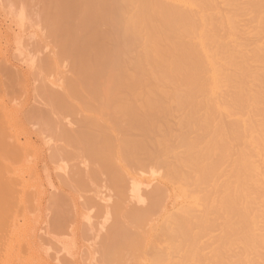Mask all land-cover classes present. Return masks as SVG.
Instances as JSON below:
<instances>
[{"label": "rangeland", "instance_id": "rangeland-1", "mask_svg": "<svg viewBox=\"0 0 264 264\" xmlns=\"http://www.w3.org/2000/svg\"><path fill=\"white\" fill-rule=\"evenodd\" d=\"M122 1L121 0L120 1L119 0H95V2H97L95 3L94 0H0V264H115V263L116 264H154V262L155 264H239V263L241 264L240 257L242 256H239L241 253L239 252V249L242 250V248H240L241 247L240 245L235 244L236 247H234L235 245L233 244V248L231 245L230 246L228 245L227 247L223 249V251L222 250L220 252L217 251L218 250L217 247L219 245L218 242L220 241V238L223 235L221 231L222 226L227 225L232 222H236L234 220L235 218H233L235 216L233 215V217H231L232 213L230 214V212L228 213L225 212L227 215H224L225 213L221 215L222 217L219 215L220 216L219 217L220 219H219L217 217L218 215L211 214L212 211L209 212L208 210H212L211 206L214 207L213 202L214 203L218 202L219 204V200L217 201V197L219 196V194H221L220 190L222 189V188L220 189L219 187H222L221 185H223L224 183L227 184L226 182L231 180V179L228 180L229 177H231L230 174H232V176L234 175L231 171L234 170L233 168L234 163L236 167L237 151L238 149H240L241 152L244 151L241 148L242 144H239L240 141L238 140L240 139L239 137L243 136L241 134V131H244L243 134L246 137L245 131L248 128H250L251 123L256 122L257 120H260V117L259 119L256 118V116H258L256 115L257 113H255L256 116L254 115V113H251V114L249 113L251 112L249 111V109L252 110V108H249L248 110H246V112L249 111L248 113L243 112L244 114H242L241 111H243V109L241 110L237 108L238 106L236 105H235L236 110L237 109L241 110L240 112L239 111H237V113L236 111L234 112L235 108L233 107L234 109H233L232 114L234 113L235 115L234 114L230 115L231 113L228 114L227 112L223 113L222 103L224 102L225 103V104L223 103L224 105H226L227 103L225 102V100H222L221 98H219L218 100V97L216 96L217 99L215 97H213L212 99H215V101L216 100L220 102L222 101L221 103L216 101L217 104L215 105L218 107L222 105L220 106L221 108L219 107V109H222L221 113L219 112V114L223 113L222 118L221 116H219L221 119L218 118V116L215 114V116H217L219 120L216 121L217 119L215 120L214 118V120L216 121L215 122L213 120L215 124H212V125L209 124L211 126H214V125L216 126V124L218 123L216 126L217 128L214 127V129L216 130H213L211 132L210 129L212 127L208 126L210 128L209 129L206 126L207 124L204 125L203 122H202V125H201V122H200V125H198L199 124L198 122L200 120L203 121L204 117L206 116L205 111H203L204 112L203 114L205 116L203 115V118H199V117H202L200 114L197 113L200 111H197L196 113L198 115H196V113L193 112L195 108L194 110H192V112H190L189 109H191L190 107L192 106L190 107L186 106L187 105L186 103L185 104L186 108H184L185 106L182 107V105L179 102L181 101V97L184 98L185 100V96H190L189 90L187 92V87H192V84L191 86L190 85L188 86L187 83L190 81L189 79L192 78V76L190 77V75L187 74L188 76L187 78H185L184 75H182L183 79H185L186 84H184L183 82H182V85L179 84V82H177L178 84H176V82L172 80V79L176 80L174 74L172 73L173 71L171 72L173 78L171 79L170 78L171 75L169 76L168 69L171 70L170 68L172 64H170V67H169L167 65H162L166 63L161 61L162 62L161 64L158 61L161 66L159 64L153 66L154 60L151 61L148 58L149 55L151 56L152 54L154 55L155 53L154 50H152L153 48L155 49V47H153V44L147 45V48L150 47V50H152L154 53L149 51L152 54L148 52L149 53L148 56L147 55L146 57L143 56L145 52L144 50H146L144 49L146 48L144 46L148 44L147 42L150 41L149 39V41L146 42V40L144 39L145 36H147V34L143 33L141 35L142 30L141 31L139 30L141 32L140 35L144 37L142 39L140 38L141 36L138 35L139 32L136 30L139 26L137 21H135L137 24L135 23L130 24L131 26L127 24L126 27L130 26L129 27L130 29L126 28L124 25L128 21L127 18L130 16V14H132L131 13L132 10L135 8L139 9L138 4H136V6L134 5L135 7L130 9L129 8L130 2H128L127 0L128 2V5H127V4H124V2L122 3ZM165 1H164L165 5L169 1L171 2V3L169 2L170 4H172L173 1L176 4L179 3L182 5L184 10L187 6H188V10L189 8L190 9L194 8L195 11L193 10H190V12H187L188 10L186 11L187 13L192 12V16L190 15V17H192V21L194 20L193 16H195L196 13L199 14V15L197 14V16L200 19L203 17V16L200 17L201 16L200 13H203V14L205 13L204 10H201L203 5L205 4L204 3L205 0L202 2L200 1L199 4L198 2H196L198 4V7L197 5L193 6L195 2L194 3L192 2L193 4L190 7V4H191L190 2L187 3L182 0H168V1L165 0ZM224 1L218 0L216 3L214 0L216 7H218V9L215 8L217 10L216 11L217 16L215 15L214 11H212L214 13V16L217 17L215 21L213 18H211V15H210L212 13L211 11L208 10L209 11L208 12L206 9L207 13H205L204 15L207 14L208 17L210 16V20L213 19L212 20L213 23L216 22V20L218 21L219 18L222 19L223 17V22L226 23L225 20L228 19L227 21H229L230 18L233 17L232 15H236V14H232V12L236 13V12L242 11L241 13L243 14L240 13L239 15V13H237L239 17L237 15H236L237 17L235 16L233 17L235 18V20H233L232 18V22L234 21L236 22V19H238L237 20L238 27L240 25L239 28L243 29L242 30L243 32H242L241 29L240 30L238 29L239 31L237 30L238 27L235 28L236 29L235 31L236 32L238 31L239 34L238 33L234 34L237 36L233 38L235 40L238 39V41L242 40V43H238L237 41L236 43L234 42L235 40L233 39L234 40L233 42L235 43L233 45L234 47L238 48L237 50H240L241 53L243 51L242 55H244L247 59V56L251 55V53L255 49V48L253 49V47L255 46L254 42L259 41L258 42L259 46H260V43L262 47L264 46V30L262 29L264 26L260 25V23H259L260 27L258 26V23H257L258 19L256 18L258 17V14L256 13V11L252 9V7L251 9L253 11L251 12H250L251 10L250 8H249L250 10L246 9L247 8L246 5L249 3L250 0H246V2L244 0L242 1L243 3L239 1L240 4L234 1L235 2L233 3L234 6H231L232 3H230V6H229V4L227 5L225 3L227 1L225 2ZM120 2H121V6L119 4ZM211 2H209V4ZM132 3L135 4V2H132ZM152 3L154 4L153 1ZM164 3L162 2V4ZM175 3H173V5ZM186 3H187V6H185ZM200 3H204L202 4L201 9L199 7L201 5ZM235 4H238V5L235 6ZM249 4L251 6L253 3L252 4L249 3ZM181 5L179 6L181 7ZM108 6H110V8ZM117 6L121 8L120 10L124 8L128 12L129 11L130 12L128 13L126 10L118 12L119 8H117ZM130 7H131V4H130ZM214 7L210 9H214ZM104 8H106V10ZM206 8L208 7L206 6ZM113 10H115L114 11L115 13L117 11L118 16L117 14L113 12ZM133 13H134V10H133ZM219 13L220 15H218ZM250 13H252L251 16H250ZM224 15H227L226 18L224 17ZM255 15H256L255 18L257 20H255L253 17ZM158 16L156 15L154 19H156ZM121 17L124 20L123 23H122ZM203 18L205 19L206 16ZM110 19L113 20L114 22L111 21ZM115 19L117 20L116 24L118 26L115 24V21H116ZM162 19L164 18L162 17ZM196 19L198 18L195 16V20ZM204 19L200 20L201 23H202V20L204 22ZM156 20L158 21L159 19L157 18ZM195 20L194 22H196ZM207 20L208 18L205 19V22H208ZM220 20H219V24H220ZM252 20L253 21L255 20L256 23L254 24ZM155 21H153V18H152L151 22L154 23ZM159 21L160 23H162L161 20ZM205 22L203 23L204 25H205ZM210 22H208V25ZM235 22L233 24H235ZM134 24L135 26L138 25L137 27H135V29L133 28L134 26H132ZM159 25L157 26L158 29H159ZM214 25L216 26L218 25L213 24V27L217 29L218 27ZM224 25L222 24L221 26H224ZM226 25H225V31L228 30L227 28L228 26ZM236 25L237 24H235L234 27H236ZM256 25L259 28H257ZM196 26L198 25L196 24ZM206 26H207V23L204 27L207 28ZM154 27L156 28V26ZM201 27H203V25L199 26L200 29ZM150 28L152 29V26ZM126 29L127 31L129 30L130 32L127 35V37L125 35L128 32L123 35L125 37V39H123L124 43L125 41H129L132 39L134 41L132 40V42L131 41H129L128 43L126 42L127 44L125 43L126 45H124L123 47V44H124L123 40L121 41L123 37L122 32L125 33ZM151 29L149 30L150 34H152L153 32L151 31ZM200 29L198 31H199L200 37H202L203 35L201 34H203L204 32L201 33L203 29L201 30ZM258 29H259V33H258ZM261 29L263 31H261ZM132 30H135V31H132ZM207 30L210 32L208 28ZM214 32H216V30H214ZM255 32H257L258 34ZM154 33H155L154 37L156 36L155 38L157 39L158 32L157 34L156 32ZM217 33H220V32H217ZM222 34L223 33L221 32L220 34L221 38H223V40L225 41L226 37H224V35L226 33L223 34V37H222ZM220 35L218 34L219 37ZM134 36H135V39H137V41L134 39ZM177 36H180V35H177ZM188 37L190 38L191 35H189ZM239 37H242L245 40L242 38H240L241 40H239ZM150 38H151V35H150ZM155 38H151L152 41L154 39L153 42H155ZM164 38L165 36L162 37V40ZM185 38L186 37H184V39ZM119 39L122 43L117 42V40L119 41ZM146 39L148 38L146 37ZM230 39L231 38L229 37V40ZM140 40H142V43L145 41L144 43L146 44L144 45L143 43V45H141L142 43ZM165 40L167 41V39ZM165 40H163L162 43H165ZM134 42H136V44ZM229 42H231V40ZM131 43L132 44L134 43V48ZM171 43L167 45L168 53L165 51V54L167 53L169 55H167V57L165 58L164 51H163V53H159V54L157 53L159 56L163 54V57L160 56L159 58L162 57L163 59L164 58L167 59L170 56L169 46L173 45ZM114 44L116 46H114ZM128 44L132 45L129 51L125 49L127 48ZM165 44H162V45L164 46ZM157 45L155 44V46ZM246 45H250L251 47L250 46L247 47ZM159 46L160 45L156 47V50L157 48H159ZM165 46L164 48L166 50L167 46L166 47ZM244 46L247 48H245ZM118 48L120 51H118ZM161 48L164 49L163 47ZM122 49L123 51H121ZM160 49H158L159 52H160ZM170 49H172V47ZM125 50H126V53H125ZM262 50L264 51V49ZM110 51L111 52L113 51V53H111ZM138 51L140 52L138 53ZM245 53L247 56L245 55ZM97 54L99 56H97ZM125 54L128 55L127 57L128 59L125 58L126 57ZM138 54H139V57H138ZM145 54H147V52H145ZM153 55L150 58L155 59ZM100 56H103V57H100ZM106 56L108 58H106ZM104 58H106L107 61ZM113 58L117 59V61L114 60ZM142 58L144 59L148 58V60L152 62L150 63L152 64V66L150 67L149 65H146V64H149V63H146L149 61L146 60V62H144V59ZM165 59L163 61H165ZM131 60L132 62L130 63ZM155 60H159V59H155ZM104 61H106L105 62L106 65L104 64ZM136 61H139V62L141 61L140 62L141 65H139L140 63ZM165 62L169 63L167 60ZM135 63H137L136 65L138 66H136ZM257 64L258 63H256V66H254L256 67V69L254 68L256 71V76H255V72H253L254 69H251L249 72V76L253 74L254 77L252 78H250L251 76L247 77L249 78L247 82L248 83L250 82V83L247 84L246 86L247 87L246 94L248 92L247 95H249L250 97L247 95L246 96L249 98L256 97L259 94V92L261 95V91H263L262 88L264 85H262L263 83L262 82L260 83V81H262V79L264 78V72H263L264 67L262 68V66H259L258 70L259 69H262V70H260V73H258L259 71L257 70ZM144 65L149 66V68H151V71L149 70V68L146 67L148 69L147 71ZM258 65H264V63L258 64ZM116 66H119V67H116ZM141 66L144 68L142 69ZM156 66H160L159 67L160 70H162L161 69L162 67L164 68V70H162L163 74L166 73V72H163L165 71V67L167 68L169 67L168 69H166V71H168L167 78L169 80H167V78L164 79L165 78L164 77L163 82L162 81L159 82V80H162L163 76L161 75L159 68ZM153 67H154V71L152 70ZM127 68L129 69L127 70ZM137 68L138 70H136ZM155 68L158 70H156ZM111 69L113 72L111 71ZM141 69L143 70V72L145 71L144 69H146L147 71V72L145 71L146 73H144L145 74L144 78L140 76V74L143 73L141 72L142 71ZM156 71L157 73H155ZM183 71H187V70H183ZM128 72L129 74L126 75ZM159 73L162 76V77L160 76L161 79L158 78ZM185 73L187 72H184V74ZM110 74L112 78L110 77ZM181 74L182 73H178L177 76L179 75L181 76ZM200 74L198 77L201 76ZM101 75L103 76V78ZM130 75H132L131 76L132 78L130 77ZM138 75L140 76V78H143L142 80L144 81L143 83H141L142 82L141 79L139 80ZM196 75L197 74H195V76ZM136 76H137V79H135ZM204 76H208V75H204ZM261 76H262V79H261ZM123 77H124V80L122 79ZM108 78H110L111 81L108 80ZM133 78L135 81L132 80ZM145 78L147 79V81ZM201 78L200 79L198 78L200 82H201ZM255 78L256 80H254ZM125 79L129 80L131 83H127L129 81L125 82L126 81ZM170 79H171V82H170ZM207 79L208 78H206V80ZM136 80L141 81L140 83L142 84L144 88L141 89L140 87L142 86H139L140 84L139 82L136 83ZM186 80L187 81L189 80V81L186 82ZM120 81H122L121 84H120ZM132 81L136 83V85H134L135 83H133L135 87H139L140 91L141 90L143 91L139 92L137 91V88H134L135 92L131 90L133 94L130 93V91L126 88V86L132 84ZM177 81H180V77H179V80L177 79ZM123 82L127 84L124 83L125 84L124 86V84H122ZM146 82H147L146 84L147 86H145ZM168 83L169 85H167ZM202 83L201 85H204L205 82L203 84ZM114 84L117 86H113ZM207 84H205V87ZM259 84L261 85L262 88L259 86ZM199 85L200 84H198L197 87L194 85V87L198 88ZM122 86L125 87V89H122L123 88ZM157 86L159 87V89L156 90V88H158ZM117 87H121V88L118 89ZM174 87H175V90H174ZM201 87L202 89L204 88L203 86H200V90H201ZM248 87H249V90H248ZM149 89H151V91ZM181 89L183 90L181 91ZM192 90H194V88H192ZM194 92L195 94H197L195 90ZM224 92L225 91H223V93ZM226 92H228L229 94L225 93L226 96L225 95L223 96L226 97V100L228 99L229 101H231L229 103H232L233 105V101H234V104H235L236 103L235 100H236V97L239 95L238 93L239 91L232 89V90H226ZM129 93L132 95H130ZM164 93H166L167 95L166 94L164 95ZM125 94L126 95L128 94V95L126 96ZM135 94H137L138 96ZM191 95H192L191 98L193 99V101L191 100L190 101L194 102L193 97L195 96H193V94ZM205 95L206 97L204 98H206V100L208 101L212 100L211 97L210 99L207 97V94ZM218 95H221V93ZM112 96L114 98H111ZM123 96L125 97V99ZM223 96H220V97L223 98ZM232 96H233V99L235 97L234 100L232 99ZM122 98H123V101H122ZM151 98H152V101H151ZM187 98L188 97H186V99ZM201 98L203 99V97ZM128 101L129 102L131 101L132 104L129 103ZM135 101L137 102L138 105L136 104ZM203 101L205 102L204 99ZM154 102L155 103L158 102V103H156L155 105ZM201 102H199V104ZM207 102H205V105ZM150 103L152 107L150 106ZM218 103L220 104L218 105ZM191 104L189 103V105ZM196 104H197V101H196ZM262 104H264V102H262ZM129 105L132 107H130ZM131 108H133L135 112L137 111L136 112L137 115L136 113H134L133 109ZM162 108H164L165 111ZM212 108L215 109V107H212ZM261 108L262 107L255 108V111ZM162 110L164 112H162ZM130 111H133L136 117L140 116L142 118L138 117L140 118V120H137L138 118L137 119L133 118L132 117L133 113H131L130 115L132 116L129 117L128 114L130 113ZM206 111H207L206 114L208 112L210 113L209 107L207 105H206ZM217 111H219L218 108H216V112ZM252 111L254 112V110ZM160 112L163 115L160 114ZM256 112L259 113V111H256ZM192 113H194L196 116L192 117ZM124 115L126 117L128 116L127 117L128 120H126L127 118ZM147 115H148V118H147ZM144 116H146L147 119ZM249 116H252V117H249ZM131 117L134 119V122L136 120L135 124L137 123L136 124L137 126L133 124L134 122H132V124L130 125ZM121 118L122 120H125V121H122ZM149 118L150 119L152 118L153 120H155V122L151 120L152 126L149 125L150 124ZM248 118H251V121ZM145 120H147V122H145ZM210 120H212V118ZM181 123L182 124L185 123V124L182 125ZM205 123L207 122L205 121ZM138 124L140 125L139 127H138ZM119 125H121L122 127ZM218 125H220L219 128H218ZM149 126H151L152 128H155L153 129L155 131H153L152 128L150 127L151 128L150 130L153 132L152 134V132L150 131L152 136H150V134L148 133ZM228 126L231 127V130L228 128ZM240 126L242 128H240ZM120 127L122 129H120ZM117 128H119V132ZM134 128H137V129L142 128V130L139 131L135 129L137 131L136 132L133 130ZM197 129H200V132ZM217 129H221V131L219 130L221 134L217 131ZM236 130L239 132H237ZM251 130L252 129L248 130V132L250 131V133L252 134ZM145 131H146V134L144 133L145 135L144 137L147 136V137H151V138L153 137V138L152 139L147 138L148 140L147 141L143 137L144 139L140 140L141 141L140 142L139 139L143 136L142 134ZM164 131L168 132L169 134L165 133ZM210 132L211 133L215 132V133L210 134ZM217 133L218 135L220 134V137H218L216 141L215 135H217ZM209 134H210L209 136L210 140H207ZM246 134H247V131H246ZM205 137H206V140H204ZM213 138L215 141L213 140ZM129 139L130 140L133 139V141L137 140L136 142H140V143L146 140L144 141L146 142V144L142 143L143 145L141 144L139 145L140 150L142 151L141 152L142 154L139 151V147L136 146L139 143H135V141H134V146L138 147V150H136L135 147L134 149L138 153L132 152L131 149L129 152V148L125 150V148L128 145V143H126V140L129 141ZM241 139L243 138L241 137ZM110 141L112 142V144L111 143L109 144ZM202 141H203V144H202ZM244 141L242 142L241 140L242 143H244ZM123 142H125L127 145L124 144ZM213 142L214 143L216 142V143L214 144ZM114 143L116 145H114ZM212 143L215 147L212 146ZM234 144L238 145V148L237 146L235 147ZM244 144L242 147L245 149L244 146L246 145ZM123 145H125L126 147H124ZM144 145L146 146L144 147ZM175 145H176V148H175ZM207 145H210L209 147H213L212 150L214 151V155H215L211 157V160L209 159L210 162L206 161V159L202 156V155L205 156V154L209 151V149L211 150V148H209ZM112 146L113 147L115 146L113 149H115L117 152L115 155L113 154L114 160L111 156L112 155L111 153L113 152V150H111ZM130 147H131V144H130ZM141 147L143 148L141 149ZM193 147L194 149H192ZM204 147L209 148V149L205 151L206 148ZM131 148L133 149V147ZM144 148H146L145 150L148 149V151H144ZM203 148L205 152L202 150ZM233 149L236 151H234ZM101 150H102V153H101ZM107 150L110 152V154L109 152L107 154ZM256 150L258 153L256 151L255 152L258 155L255 154L254 161L257 163V165L263 164L264 156L262 157L263 154L259 156L260 154L259 149H256ZM123 151H124V154L122 153ZM125 151L126 152L128 151L129 155L130 153H132L130 155L131 156L130 158H133L134 156L136 158L127 160L129 156L127 155L126 156L127 158L125 157V155L127 154L125 153ZM191 151L192 153L195 152L196 154L195 153L192 154ZM143 152H146L145 156H143L144 155ZM150 153H152V155ZM149 154L151 155L150 157L153 156V158H150L148 156ZM108 155L111 156V160H110V156ZM190 156H192V158ZM224 158L225 159L227 158L226 161ZM143 160L147 161V163L144 161L146 163L145 167L148 165V163L151 164V166L148 165V167L145 168L143 165L144 162L142 163ZM162 162L163 164H161ZM139 163H142L141 166ZM223 163H225V165ZM152 164H154L153 166L154 169L156 167L155 170H152L153 169ZM227 164L229 167L227 166ZM198 165L201 168H199ZM218 165H220L221 167L220 166L218 167ZM166 166L168 167V169ZM213 166L215 167L213 168ZM258 166H262V165H258ZM177 168L178 169L180 168V169L178 170ZM169 170L171 172L172 170L179 171V174H181L180 176L182 178L179 175L176 176L178 172L176 173V175L173 174L174 172L169 174L170 173ZM211 170L213 171L210 172ZM153 171H155V173ZM208 171L210 172L209 174L210 177L208 176L210 181L208 180V178L207 180L203 179L205 172L208 173ZM172 174L174 175V177L175 176L179 177L178 179H176L177 181L175 179H174L175 181H173L172 178H170L171 176L169 175H172ZM222 174L224 176H221ZM132 178L137 180L139 184L140 183L142 184L141 189L143 191L141 190L140 191L141 193H137V196H139L138 199L132 197L133 196L132 191H131L132 188H129V187H132L131 186ZM216 179L219 182H217ZM233 182L234 181H232V183ZM208 187L209 189H207ZM218 188L220 189L219 193L217 191ZM203 193H208L209 196L211 193L212 194L214 193L211 196V201H213L212 200V197H213L214 200L216 199V202L213 201L212 204H210L209 203L210 198L204 199V197H206V194L204 195ZM102 196H105L107 200L102 199L103 198ZM220 197L221 196H219L218 199ZM207 205H210V207L209 209L205 210ZM217 206L218 205H216V207ZM190 211L192 212L194 211L193 212L194 214L191 213ZM208 212H209V215H208ZM214 216L216 217L214 218ZM223 216H225L226 218L224 217L223 219ZM206 217L209 219L208 223L210 224L208 225L210 227H206L208 226L206 225L205 226L206 230H205L204 227L203 229L201 227V223H202L201 220ZM230 218H232L234 221L232 219L230 220ZM144 219H146V221L148 220L149 221L146 222ZM181 222L182 223L185 222L186 224L185 223L182 224ZM195 222L197 224H195ZM193 224H195L194 227H193ZM180 225L183 226V228L181 227V229L179 230ZM102 227H104V229ZM262 228L264 229L263 226L261 227V230ZM178 230L180 231V233L178 232ZM189 230L192 232H190ZM208 230L210 231L208 232ZM220 233L222 234L220 235ZM198 234H200V238L198 242H194L195 238L193 236L196 237V235ZM189 235L191 236V240L189 238ZM123 236L126 238H124ZM133 241H136V242L133 243ZM184 241L185 243L187 242L189 243L185 245L186 248L183 247V249L185 248L183 250L180 248H182L181 246H184L185 244L183 243ZM131 244L133 245V247ZM176 246H179L180 248L179 247L177 248ZM128 249H130L131 251ZM190 249H193L195 257L193 259H189L188 261H186L184 259L186 256L184 251L190 250ZM263 252L260 255L262 257H258V258L255 257V259H253L255 260L254 262H256L257 264L264 263ZM259 258L260 260L258 261L257 259ZM199 259L200 261H198ZM191 260H193V262Z\"/></svg>", "mask_w": 264, "mask_h": 264}, {"label": "bare ground", "instance_id": "bare-ground-1", "mask_svg": "<svg viewBox=\"0 0 264 264\" xmlns=\"http://www.w3.org/2000/svg\"><path fill=\"white\" fill-rule=\"evenodd\" d=\"M120 1V0H119ZM122 1V0H121ZM152 1L154 2V4L152 3ZM159 1V2H158ZM165 1V0H164ZM164 1L162 0H135V1H133L132 0V2H135V4H133L132 2H131V0H128V2H130V4H131V7H130V4H129V8L131 9V8H133V7H135L136 6V4H138V8L139 9H133L134 10V13H133V10H132V14H130V16H132V17H126L127 19H128V21H127V23H125L124 25H125V27L127 26V24H133V23H135V24H137L135 21H137L138 22V25H136L135 26V24L134 25H132V26H134L133 28L135 29V27H137L138 26V28L136 29L138 32H139V34L138 35H140V33H141V35L143 34V33H146L147 34V36H145V34H144V36H145V38L144 37H142L141 35V39L142 38H144L145 40H146V42L147 41H149V39H150V41L149 42H147L148 44H146V43H144V47H146V48H144V49H146V50H144L145 52H147V54H145V52H144V54H143V56H145L146 57V55L148 56V54L150 53V52H153L152 50H154V52L156 53H154V55L152 54V53H150V54H152L153 55V57H155V59H159V60H155L154 58L152 59V58H150L151 56L149 55V59L152 61V60H154V64H153V66H155V65H157V64H159V62L162 64V62H164V63H166V64H162V65H167V66H169L170 67V64H172L171 65V70H169L167 67H165V71H163V72H166L165 74H166V76H165V74H163L162 73V70H164V68L162 67L161 69L162 70H160V66H156V67H158L159 68V70H160V73H161V75L163 76H161L160 75V73H159V77L158 78H160L161 79V77H162V80H159V82H163V80L164 79H166L167 78V72L169 71V76H170V78L172 79L173 77H172V74H171V72L174 74V76H175V79L176 80H174V79H172L173 81H175L176 82V84H178L177 82H179V84H181L182 85V82L184 83V84H186L185 83V79H183V76L182 75H184V77L185 78H187V76L188 75H190V77L192 76V78H190L189 79V77H188V79L191 81H187L186 80V82H188L187 83V85L189 86H191V84H192V87H187V92H188V90H189V95L190 96H185V100H184V98H182L181 97V101H179L180 102V104L182 105V107L183 106H185V104L187 103V105L186 106H192V107H190L191 109H189V111L190 112H192V110H194V108H195V110L193 111L194 113H196L197 111H202L201 113L200 112H197L198 114H200L202 117H199V118H203V111H205V117H206V119H205V117H204V119H205V121L207 122V123H205V121H204V119H203V121L202 120H200L198 123V125H200V122H201V125H202V122H203V124L205 125V124H207L206 126L208 127H212L210 130H211V132L213 131V130H216V129H214V127H216L217 126V124H216V126L214 125V126H211L212 124H215V122L216 121H218L219 119L218 118H220L219 116H221V118H222V115H223V113H231L230 115H233L232 114V112H233V109H234V112L236 111V113H237V111H241L242 109H243V111H241V113L242 114H244V113H248L249 111H251V112H249L250 114L251 113H254V115H255V113H257L256 115H258V116H256V118H258L259 119V117H260V120H257L256 122H253V123H251V125H250V128H248L247 129V127H246V131H247V134H246V131H245V135H246V137L244 136V131H241V134L244 136H241L243 139H241V137H239L240 139H238L240 142H239V144H242L241 145V148L244 150L243 152H241L240 151V149H238V151H237V154L239 153V152H241V153H239L238 155L236 154V156L238 157H236V159H237V161H236V159H235V161L237 162L236 163V167H235V161L233 162L234 164V166H233V168H234V170L233 171H231L234 175V177L232 176V174H230L231 175V177H229V179L228 180H230V181H227L226 183L227 184H223V185H221L222 187H219L218 189H217V191H218V193H219V190H220V193L221 194H219V196H221L219 199H218V197H217V201L219 200V204H218V202H216V199L214 200V198L212 197V200L213 201H215L216 203H214L213 201H211V196L215 193H211L210 194V196H209V194L208 193H203L204 195L206 194V197H204V199L205 198H210V204H212V202H213V204H214V207L213 206H211V209L212 210H208L209 212L210 211H212L211 212V214H215V215H218L217 217L219 218L221 215H223L225 212L226 213H228V212H230V214L232 213V216L231 217H233V215L235 216V217H233V218H235L234 220L236 221V222H232V223H229V224H227V225H224V226H222V233H223V235L221 236V238H220V241L218 242L219 243V245H218V247H217V251H223V249L225 248V247H227L228 245L230 246H232V248H233V244L235 245V244H238V245H240L241 247L240 248H242V250L241 249H239V252H241L240 253V255L239 256H242V257H240V260H241V264H257L256 262H254L255 260H253V259H255V257H262V256H260L261 255V253L264 251V229L262 228V230H261V227L263 226L264 227V163L263 164H258V165H262V166H258L257 165V163L254 161L255 160V158H254V156H255V154H257L258 152H257V150L256 149H259V156H261L262 154V157L264 156V104H262V102H264L263 100H264V86H263V88L261 87V85L259 84V86L262 88V90L263 91H261V95H260V92H259V90H258V92H259V94L256 96V97H253V98H249L250 96L249 95H247L248 94V92H247V94H246V86H247V84H249L248 82H247V80L249 79V78H247V77H250V78H252V77H254V75L252 74V75H250L249 76V72H250V70L251 69H256V67H254V66H256V63H258V64H261V63H264V51L262 50V49H264L262 46H261V43H260V46H259V41L258 42H254V47H253V52L251 53V55H249V56H247L246 55V53H245V55L247 56V59H246V57L244 56V55H242V53H243V51H242V53H241V51L240 50H237L238 48H236V47H234V45L233 44H235L234 42H238V43H242V40L240 39V38H242V37H239V40H241V41H238V39H234L233 37H235V36H237V35H234V34H237L238 33V31L241 29V31L243 30L242 28H239L240 27V25H239V27H238V19H236V22H235V24H237L236 25V27H234L235 26V24H233L234 22H232V18L235 16V17H237L238 15H237V13H239V15H240V13L242 12V11H239V12H236V13H233L232 12V14H236V15H232V14H230V15H232L233 17L232 18H230V20L229 21H227V20H225L226 21V23H224L223 22V17H222V19L221 18H219V20H220V24H219V20L217 21L216 20V22H214L213 23V19H214V21H215V19H217V13H216V9L215 8H217L218 9V7H216V4H215V2L217 3V1L215 0V2H214V0H211V1H213V2H211V1H209V0H182V1H185V2H190L191 4H190V7H191V5L195 2H198V4H199V2L201 1H204V3L206 4H204V3H200L201 5L199 6L200 7V9H201V7H202V4H204L203 5V7H202V9L201 10H204L205 11V13H207L206 12V9H207V11L209 10V11H214V13H215V15L216 16H214V13L212 12L211 14L210 13H208V14H210L211 15V18H213V19H211L210 20V16L208 17V15L206 14V15H204L203 13H200V12H202V11H200L199 13L201 14V16L200 17H205L206 16V18H208V22H212V24H211V22L209 23V25H208V22H205V19L202 17L201 19H204V22H205V25H206V23H207V28L210 30V32L207 30V28H205L204 26V22H203V20H202V23H201V19L197 16V14L198 13H196V17L198 18V19H196L195 20V16H193L194 18V20L197 22H194V20L192 21V17H190V15L192 16V12L191 13H187V12H190V10H193V11H195V9L193 8V9H190L189 8V10H188V6H187V3L185 4V6H187L186 8H185V10H184V8L182 7V5L181 4H176L174 1L172 2V4H170L169 2H167L166 3V5H165V3H164ZM168 1V0H167ZM211 2L210 4H209V2ZM220 1V0H219ZM224 1V0H223ZM225 1H227V2H225ZM224 2L228 5L229 4V6H230V3H232V5L231 6H234L233 5V3H235L234 1H236V2H238V4H240L239 3V1L241 2V3H243L242 1H244V0H225ZM251 1H253V2H251ZM258 1V2H257ZM94 2H95V0H94ZM124 2V4H127L128 5V2H127V0H126V2H125V0H123L122 1V3ZM158 2V3H157ZM161 2V3H160ZM162 2L164 3V4H162ZM166 2V1H165ZM193 2V3H192ZM245 2H246V0H245ZM254 2H256V3H254ZM95 3H97V2H95ZM173 3H175L174 5H173ZM194 3V5L193 6H195V5H197V7H198V4L196 3L195 4ZM208 3V4H207ZM220 3H222V2H220ZM248 3V2H247ZM249 3H253L251 6H250V4ZM249 3L246 5V9L247 10H250L251 9V7H252V9L254 10V11H256V13L258 14V17H256V15L255 16H253L254 17V19L255 20H257L258 22V26H259V23H260V25H263L264 26V0H250L249 1ZM101 4V3H100ZM120 4V6H121V2L119 3ZM124 4H123V6H124ZM170 4V5H169ZM212 4V5H211ZM219 4V3H218ZM225 4V5H226ZM238 4H235V6L236 5H238ZM97 5V4H96ZM99 5V4H98ZM135 5V6H134ZM179 5H181V7L179 6ZM184 5V4H183ZM221 5V4H220ZM248 5H249V7H248ZM102 6V5H101ZM100 6V7H101ZM104 6V5H103ZM206 6L208 7V8H206ZM210 6V7H209ZM214 7V9H210V8H212V7ZM99 7V6H98ZM109 8H110V6H108ZM169 7V8H168ZM173 7V8H172ZM180 7V8H179ZM196 7V8H197ZM114 8H115V6H114ZM117 8H119V11L118 12H121V11H123V10H126V9H122V10H120L121 8L120 7H118L117 6ZM127 8V7H126ZM128 8V9H129ZM173 10H172V9ZM176 8H178V9H176ZM182 8V9H181ZM204 8V9H203ZM240 8V7H239ZM250 8V9H249ZM103 9V8H102ZM101 9V10H102ZM105 10H106V8H104ZM111 9H112V7H111ZM176 9V10H175ZM250 10V12L251 11H253V10ZM116 10V9H115ZM115 10H113V12L115 11ZM178 10V11H177ZM181 10V11H180ZM188 10V11H187ZM222 10V9H221ZM224 10H226V9H224ZM104 11V10H103ZM127 11V10H126ZM136 11H138V12H136ZM185 11V12H184ZM187 11V12H186ZM197 11H199V10H197ZM203 11V12H204ZM208 11V12H209ZM220 11V10H219ZM128 12V11H127ZM130 12V11H129ZM128 12V13H129ZM135 12H136V14H135ZM179 12V13H178ZM86 13H88V12H86ZM115 13V12H114ZM222 13H224V12H222ZM227 13H228V11H227ZM230 13V12H229ZM244 13H245V11H244ZM253 13V12H252ZM252 13H250V16H251V14ZM256 13H254V14H256ZM94 14V13H93ZM98 14V13H97ZM115 14H117V11H116V13ZM160 14H161V16H160ZM186 14H188V15H186ZM194 14V13H193ZM241 14H243V13H241ZM247 14V13H246ZM245 14V15H246ZM253 14V15H254ZM90 15V14H89ZM109 15V14H108ZM114 15V14H113ZM156 15L158 16L157 18L159 19V20H161L162 21V23H160V21L158 20H156V19H154V17H156ZM199 15V14H198ZM213 15V16H212ZM218 15H220V13L218 14ZM228 15V14H227ZM227 15H224V17L226 18V16ZM244 15V16H245ZM103 16V15H102ZM117 16H118V14H117ZM134 16V17H133ZM189 16V17H188ZM248 16V15H247ZM96 17H98V16H96ZM113 17V16H112ZM112 17H111V19H112ZM120 17V16H119ZM161 19H160V18ZM162 17L166 20V22H165V20L164 19H162ZM166 17V18H165ZM168 17V18H167ZM239 17V16H238ZM257 19H256V18ZM85 18V17H84ZM114 18V17H113ZM122 18V17H121ZM129 18H130V20H129ZM152 18H153V21H155L154 23L153 22H151L152 21ZM229 18V17H228ZM93 19H95V18H93ZM110 19V20H111ZM120 19V18H119ZM132 19V20H131ZM137 19V20H136ZM99 20V19H98ZM110 20H109V22H110ZM116 20V19H115ZM150 20V21H149ZM198 20V21H197ZM233 20H235V18H233ZM255 20L253 21V23L255 24L256 22H255ZM93 21H95V20H93ZM111 21H113V20H111ZM119 21V20H118ZM123 18H122V23H123ZM133 21V22H132ZM114 22V21H113ZM116 22H117V20L115 21V24H116ZM160 23V25H159V23ZM223 22V23H222ZM228 22V23H227ZM106 23V22H105ZM195 23V24H194ZM108 24V23H107ZM114 24V23H113ZM114 24V25H115ZM159 25V29H158V25ZM196 24L198 25V26H196ZM200 24V25H199ZM203 25V27H201V29H203L202 31H201V33L202 32H204L203 34H201V35H203L202 37H200V35H199V26H202ZM213 24H217L218 26H216V25H214V26H216V27H218L217 29H215V27H213ZM226 25V26H228L227 28H228V30L227 31H225V25L224 26H221V25ZM93 25V24H92ZM109 25V24H108ZM117 25V24H116ZM120 25H122V24H120ZM112 26V25H111ZM118 26V25H117ZM131 26V25H130ZM130 26H128V27H126V28H129ZM152 26V29L150 28ZM154 26H156V28L154 27ZM214 28H212V27ZM257 25H256V27L257 28H259ZM120 27V26H119ZM124 27V26H123ZM197 27V28H196ZM223 27H224V29H223ZM234 27V28H233ZM238 27V28H237ZM109 28V27H108ZM116 28V27H115ZM151 29V31H153L152 32V34L154 33V32H156V34H157V32H158V34H157V39L154 37V35H155V33L152 35V34H150V29ZM162 28V29H161ZM205 28V29H204ZM211 28V29H210ZM226 28V29H227ZM235 28H237V32L235 31L236 29ZM261 28H262V26H261ZM113 29V28H112ZM130 29V28H129ZM131 29H132V27H131ZM155 31H154V30ZM200 29V30H201ZM263 30H264V27L262 28ZM261 29V31H263ZM111 30V29H110ZM123 30V29H122ZM141 32H140V31ZM176 30V31H175ZM178 30V31H177ZM206 30V31H205ZM214 30H216V32H214ZM220 30H222V31H220ZM224 30V31H223ZM233 30V31H232ZM126 31V32H125ZM124 32L125 33H123L122 32V36L124 35V34H126L127 32V34L125 35L126 37H127V35L129 34V30L127 31V29L125 30ZM132 31H135V30H132ZM144 31V32H143ZM147 31V32H146ZM179 31H181V32H179ZM183 31V32H182ZM234 31H235V33H234ZM109 32V31H108ZM120 32V31H119ZM162 32V33H161ZM176 32V33H175ZM179 32V33H178ZM206 32V33H205ZM217 32H220V33H217ZM221 32L223 33V34H225L224 35V37H226L225 39V41L223 40V38H221ZM225 32V33H224ZM243 32V31H242ZM253 32V31H252ZM94 33V32H93ZM106 33V32H105ZM114 33V32H113ZM117 33V32H116ZM121 33V32H120ZM182 33V34H181ZM184 33H185V35H184ZM187 33V34H186ZM227 33H228V35H227ZM255 33H257V32H255ZM258 33H259V29H258ZM257 33V34H258ZM136 34V35H137ZM160 34H162V35H160ZM197 34V35H196ZM218 34L220 35V37L218 36ZM223 34H222V37H223ZM239 34V33H238ZM247 34V33H246ZM249 34V33H248ZM253 34V33H252ZM114 35V34H113ZM121 35V34H120ZM135 35V34H134ZM148 35H149V37H148ZM150 35H151V38H155V42H153L154 41V39H153V41H152V39L150 38ZM177 35H180V36H177ZM189 35H191V37L189 38L188 36ZM197 37H196V36ZM256 35V34H255ZM119 36V35H118ZM130 36H131V34H130ZM130 36H128V37H130ZM161 38H160V37ZM165 36V38L163 39V40H165V39H167V41L165 40V43H162L163 42V40H162V37H164ZM183 36V37H182ZM228 36V37H227ZM102 37V36H101ZM146 37L148 38V39H146ZM184 37H186L185 39H184ZM229 37L231 38L230 40H231V42H229L230 40H229ZM100 38V37H99ZM106 38V37H105ZM116 38H117V36H116ZM133 38V37H132ZM137 38V37H136ZM187 38H188V40L190 41H188L187 40ZM238 38V37H237ZM109 39V38H108ZM123 39H125V37L123 36L122 37V39H121V41L123 40ZM134 39H135V36H134ZM192 39V40H191ZM235 41H234V40ZM242 39H244V38H242ZM94 40V39H93ZM116 40V39H115ZM129 40V39H128ZM133 40V39H132ZM132 40H129V41H131L132 42ZM136 41H137V39H135ZM139 40V39H138ZM160 41V43H159V41ZM227 40H229V41H227ZM245 40V39H244ZM113 41V40H112ZM119 41H120V39H119ZM118 40H117V42L118 43H122L121 41L119 42ZM129 41H125V43L127 42H129ZM134 41V40H133ZM141 41V43H142V40H140ZM139 41V42H140ZM234 41V42H233ZM248 41V40H247ZM246 41V42H247ZM257 41V40H256ZM106 42V41H105ZM153 42V43H152ZM168 42H172L171 44H173V45H171V46H169V52H170V56L168 57V58H170V59H165L166 57H167V55H169V54H167L168 53V46L167 45H169L170 43H168ZM226 42H228V43H226ZM236 42V43H237ZM244 42V41H243ZM68 43V42H67ZM123 43H124V40H123ZM123 44V47H124V45H126V44ZM135 44H136V42H134ZM134 43L132 44L133 45V48H134ZM140 43V44H141ZM143 43L141 44V45H143ZM157 43H158V45H160L159 46V48H157V50H156V47H158V45H157ZM168 43V44H167ZM91 44H93V43H91ZM95 44V43H94ZM97 44H99V43H97ZM116 44V43H115ZM114 44V46H116ZM137 44H138V42H137ZM149 44H153V47H155V49L153 48L152 50H150V47L149 48H147V45H149ZM155 44L157 45V46H155ZM162 44H165L166 46H167V48H166V50H165V48H164V46L162 45ZM249 44V43H248ZM109 45V44H108ZM119 45V44H118ZM120 45H122V44H120ZM129 45V46H128ZM127 45V48H125L126 50H130V48H131V46L132 45H130V44H128ZM162 45V46H161ZM241 45V44H240ZM244 45V44H243ZM90 46V45H89ZM96 46V45H95ZM101 46V45H100ZM165 46V47H166ZM247 47L248 46H250V45H246ZM251 46H252V44H251ZM250 46V47H251ZM110 47H112V46H110ZM121 47V46H120ZM119 47V48H120ZM122 47V48H123ZM126 47V46H125ZM136 47V46H135ZM141 47H143V46H141ZM151 47H152V45H151ZM161 47H163L164 49H162ZM172 47V49H170ZM245 47V46H244ZM243 47V48H244ZM247 47H245V48H247ZM262 47V48H261ZM91 48V47H90ZM99 48V47H98ZM119 48H118V51H120L119 50ZM162 49V51H161V49ZM111 49V48H110ZM158 49H160V52H159V50ZM84 50H85V48H84ZM96 50V49H95ZM126 50H125V53H126ZM141 50H142V48H141ZM243 50V49H242ZM64 51V50H63ZM92 51V50H91ZM104 51V50H103ZM121 51H123V49L121 50ZM150 51V52H149ZM163 51H164V59H165V61L167 60L169 63H167V62H165V61H163L164 59L162 58L163 57V54L162 55H160V56H162L161 58H159L160 56L158 55L159 53H163ZM165 51L167 52L166 54H165ZM98 52V51H97ZM96 52V53H97ZM100 52V51H99ZM111 52V51H110ZM134 52V51H133ZM140 51H138V53H139ZM149 52V53H148ZM93 53V52H92ZM109 53V52H108ZM111 53H113V51L111 52ZM122 53V52H121ZM130 53V52H129ZM158 53V54H157ZM95 54V53H94ZM104 54V53H103ZM110 54V53H109ZM133 54V53H132ZM131 54V55H132ZM81 55V54H80ZM99 55H100V53H99ZM98 54H97V56H99ZM105 55V54H104ZM121 55V54H120ZM157 56V58H156V56ZM166 55V56H165ZM92 56V55H91ZM107 56H108V54H107ZM106 56V58H108ZM118 56V55H117ZM125 58H127L128 57V55H126L125 54ZM137 56V55H136ZM100 57H103V56H100ZM111 57H113V56H111ZM115 57V56H114ZM133 57V56H132ZM131 57V58H132ZM135 57V56H134ZM138 57H139V54H138ZM141 57H142V55H141ZM99 58V57H98ZM106 58H104L105 60H106ZM148 58L147 59H144V58H142V59H144V62H146V60H148ZM96 59H97V57H96ZM114 59V58H113ZM128 59V58H127ZM94 60H95V58H94ZM108 60H110V59H108ZM114 60H116L117 61V59H114ZM139 60V59H138ZM263 60V61H262ZM100 61V60H99ZM107 61V60H106ZM106 61H104V64H105V62ZM142 61V60H141ZM140 61V62H141ZM149 61V60H148ZM151 61H149V62H146V63H149V64H146V65H149L150 67L152 66V64H150V63H152ZM156 61V62H155ZM159 61V62H158ZM162 61V62H161ZM87 62V61H86ZM109 62V61H108ZM132 62V60L130 61V63ZM136 62H139V61H136ZM139 62V63H140ZM261 62V63H260ZM110 63V62H109ZM112 63V62H111ZM156 63V64H155ZM93 64V63H92ZM113 64V63H112ZM116 64V63H115ZM137 63H135V65H136ZM188 64H190V65H188ZM255 64V65H254ZM257 64V70H258V67L259 66H262V68L264 67V65H258ZM106 65V64H105ZM104 65V66H105ZM119 65V64H118ZM133 65V64H132ZM139 65H141V63L139 64ZM252 65V66H251ZM84 66V65H83ZM99 66V65H98ZM102 66V65H101ZM127 66V65H126ZM125 66V67H126ZM136 66H138V65H136ZM136 66H135V68H136ZM143 66V65H142ZM141 66V67H142ZM145 66V65H144ZM149 66H145V68L147 67V68H149ZM190 67V68H188V67ZM103 67V66H102ZM106 67V66H105ZM116 67H119V66H116ZM253 67V68H252ZM82 68H84V67H82ZM82 68H80V69H82ZM108 68V67H107ZM111 68V67H110ZM121 68V67H120ZM144 67H142V69H143ZM146 68V69H147ZM181 68V69H180ZM184 68V69H183ZM186 68V69H185ZM99 69V68H98ZM104 69V68H103ZM129 68H127V70H128ZM141 69V70H142ZM146 69H144L145 71H146ZM156 69V68H155ZM166 69H168V71H166ZM255 69L253 70V72H255V76H256V71H255ZM132 70V69H131ZM136 70H138V68L136 69ZM149 70L151 71V68H149ZM152 70L154 71V67L152 68ZM156 70H158V69H156ZM181 70H182V72H181ZM183 70H187V71H183ZM192 70V71H191ZM199 70V71H198ZM206 71V73H208V74H206L205 73V71ZM260 70H262V69H259L258 71V73H260ZM100 71V70H99ZM106 71V70H105ZM109 71V70H108ZM111 71H112V69H111ZM121 71V70H120ZM120 71H119V73H120ZM143 72V70L141 71V72H143V73H141L140 74V76H142L143 78H144V73H146L147 71H148V69H147V71L146 72ZM190 71V72H189ZM202 71V72H201ZM204 71V72H203ZM81 72V71H80ZM102 72V71H101ZM113 72V71H112ZM130 72V71H129ZM129 72L126 74V75H128L129 74ZM136 72V71H135ZM139 72V71H138ZM182 73L181 74V76H182V78H181V76L179 75V76H177V74L178 73ZM184 72H187V73H185L184 74ZM189 72V73H188ZM197 72V73H196ZM199 72V73H198ZM264 72V71H263ZM104 73V72H103ZM109 73V72H108ZM118 73V72H117ZM137 73V72H136ZM155 73H157V71L155 72ZM192 73V74H191ZM201 73V74H200ZM257 73V74H258ZM113 74H115V73H113ZM112 74V75H113ZM124 74V75H125ZM148 74V73H147ZM176 74V75H175ZM188 74V75H187ZM194 74V75H193ZM195 74H197L196 76H195ZM199 74L201 75L200 77H198L199 76ZM87 75V74H86ZM123 75V76H124ZM137 75V74H136ZM150 75V74H149ZM151 75H152V73H151ZM204 75H208V76H204ZM260 75V74H259ZM88 76V75H87ZM102 76V75H101ZM120 76V75H119ZM132 75H130V77H131ZM140 76L138 75V78H139V80L141 79V81L143 80V78H140ZM161 76V77H160ZM168 76V77H169ZM100 77V76H99ZM107 77V76H106ZM110 77L112 78V76H111V74H110ZM115 77V76H114ZM156 77V76H155ZM165 77V78H164ZM177 77V78H176ZM179 77H180V81H177V79L179 80ZM194 77V78H193ZM202 77V78H201ZM205 77V78H204ZM260 77V76H259ZM259 77H258V79H259ZM102 78H103V76H102ZM117 78V77H116ZM119 78V77H118ZM132 78V77H131ZM146 78H147V76H146ZM145 78V79H146ZM153 78V77H152ZM164 78V79H163ZM201 78V82H200V80L199 79ZM206 78H208L207 80H206ZM98 79V78H97ZM107 79V78H106ZM123 80H124V77L122 78ZM128 79H129V77H128ZM135 79H137V76H136V78ZM144 79V80H145ZM157 79V78H156ZM171 79H170V82H171ZM183 79V80H182ZM261 79H262V76H261ZM96 80V79H95ZM108 80H110V78H108ZM114 80V79H113ZM126 80V79H125ZM132 80H134V78L132 79ZM167 80H169L168 78H167ZM194 80H196V81H193ZM204 80V81H203ZM206 80V81H205ZM254 80H256V78L254 79ZM253 80V81H254ZM111 81V80H110ZM127 81H129V80H126L125 82H127ZM135 81V80H134ZM134 81H132V84H130V85H127L126 86V88L130 91V93H132L131 92V90L132 91H134V88H137V91H139V92H141V91H143V90H141L140 91V88L142 89V88H144L143 86H142V84L141 83H143L144 81H137L136 80V83L137 82H139V86H142V87H135L134 85H136V83L134 82ZM146 81H147V79H146ZM202 81H203V83H204V85H201V83H202ZM121 82L122 81H120V84H121ZM125 82H123L122 84H124ZM141 82V83H140ZM155 82H156V80H155ZM207 82H208V84H207ZM251 82H252V80H251ZM263 83L262 85H264V78L262 79V81H260V83ZM106 83V82H105ZM107 83H108V81H107ZM127 83H131L130 81L129 82H127ZM127 83H125V84H127ZM133 83H135L134 85H133ZM152 83V82H151ZM193 83H194V85L197 87V85L198 84H200L199 86H198V88H196V87H194V85H193ZM197 83V84H196ZM202 83V84H203ZM112 84V83H111ZM116 84V83H115ZM113 85V86H117V85ZM118 84V83H117ZM119 84V85H120ZM125 84H124V86H125ZM147 84V82L145 83V86H147L146 85ZM163 84V83H162ZM205 84H207L206 85V87H205ZM246 84V85H245ZM98 85V84H97ZM100 85V84H99ZM118 85V86H119ZM144 85V84H143ZM158 85V84H157ZM161 85V84H160ZM159 85V86H160ZM166 85V84H165ZM167 85H169V83L167 84ZM174 85H175V83H174ZM245 85V86H244ZM95 86V85H94ZM103 86V85H102ZM121 86V85H120ZM184 86V85H183ZM200 86H203L204 88L202 89V87H201V90H200ZM249 86V85H248ZM107 87H109V86H107ZM106 87V88H107ZM112 87V86H111ZM123 87V86H122ZM158 87V86H157ZM166 87V86H165ZM178 87V86H177ZM244 87V88H243ZM102 88V87H101ZM116 88V87H115ZM118 89L119 88H121V87H117ZM138 88H139V90H138ZM155 88V87H154ZM191 88V89H190ZM192 88H194V90L196 91V93L197 94H195V92H194V90H192ZM110 89V88H109ZM122 89H125V87H123ZM157 89H159V87L158 88H156V90ZM232 89H234V90H237V91H239L238 93H239V95L238 94H236V95H238L237 97H236V95H235V97H236V103L234 104V101H233V105H232V103H229V102H231V101H229L228 99L226 100V94L225 93H228V92H226V90H232ZM145 90V89H144ZM150 91H151V89H149ZM170 90V89H169ZM174 90H175V87H174ZM178 90V89H177ZM183 89H181V91H182ZM192 90V91H191ZM198 90H199V92H198ZM203 90V91H202ZM248 90H249V87H248ZM255 90V89H254ZM253 90V91H254ZM103 91V90H102ZM108 91V90H107ZM117 91V90H116ZM115 91V92H116ZM148 91V90H147ZM163 91H164V89H163ZM172 91V90H171ZM223 91H225L224 93H223ZM256 91V90H255ZM254 91V92H255ZM94 92V91H93ZM114 92V91H113ZM118 92V91H117ZM116 92V93H117ZM135 92V91H134ZM138 92V93H139ZM251 92V91H250ZM107 93V92H106ZM119 93V92H118ZM117 93V94H118ZM129 93V94H130ZM137 93V94H138ZM150 93V92H149ZM157 93V92H156ZM155 93V94H156ZM186 93V92H185ZM201 95H199V94ZM205 95V94H207V97L210 99V97H211V99L213 98V97H215L216 99H217V97H218V100H219V98H221L222 100H225V102L227 103L226 105H224L223 103H222V105H220V106H222L223 107V113L222 114H219V112L221 113V110L222 109H219V107L218 106H216L215 104H217V102H220V101H215V99H212V100H206V98H204V97H206V95L204 96L203 94ZM221 93V95H218V94H220ZM253 93V92H252ZM105 94V93H104ZM109 94H110V92H109ZM115 94V93H114ZM133 94V93H132ZM132 94H130V95H132ZM137 94H135V95H137ZM141 94V93H140ZM161 94V93H160ZM163 94V93H162ZM166 93H164V95H165ZM171 94V93H170ZM191 94H193V96H195V97H193L194 98V102H191V101H193V99L191 98L192 97V95ZM195 94V95H194ZM210 94H211V96H210ZM229 94V93H228ZM234 94V93H233ZM126 95V94H125ZM128 95V94H127ZM126 95V96H127ZM153 95V94H152ZM167 95V94H166ZM187 95V94H186ZM209 95V96H208ZM223 95H225V96H223ZM249 96V97H247V96ZM138 96V95H137ZM154 96V95H153ZM199 96H200V98H199ZM217 96V97H216ZM220 96H223V98L222 97H220ZM119 97V96H118ZM124 97V96H123ZM133 97V96H132ZM140 97V96H139ZM138 97V98H139ZM157 97V96H156ZM186 97H188L189 98V100H188V98L186 99ZM201 97H203V99L205 100V102H207L206 103V105L209 107V110H210V113L208 112L207 114H206V112L208 111H206V105H205V102L203 101V99L201 98ZM230 97V96H229ZM228 97V98H229ZM235 97H234V99H235ZM109 98H110V96H109ZM111 98H114L113 96L111 97ZM129 98V97H128ZM196 98V99H195ZM198 98H199V100H198ZM117 99V98H116ZM124 99H125V97H124ZM134 99V98H133ZM142 99V98H141ZM150 99V98H149ZM148 99V100H149ZM157 99V98H156ZM183 99V100H182ZM232 99H233V96H232ZM231 99V100H232ZM233 99V100H234ZM106 100V99H105ZM130 100V99H129ZM147 100V99H146ZM172 100V99H171ZM187 100V101H186ZM191 100V101H190ZM108 101H109V99H108ZM122 101H123V98H122ZM150 101V100H149ZM149 101H147V102H149ZM151 101H152V98H151ZM150 101V102H151ZM156 101V100H155ZM157 101H159V100H157ZM190 101V102H189ZM196 101H197V104H196ZM204 103H202V102ZM121 102V101H120ZM129 102V101H128ZM136 102V101H135ZM178 102V103H179ZM185 102V103H184ZM199 102H201L200 104H199ZM222 102V101H221ZM220 102V103H221ZM107 103V102H106ZM110 103V102H109ZM119 103V102H118ZM129 103H131L132 104V102L130 101ZM153 103V102H152ZM155 103V102H154ZM156 103H158V102H156ZM156 103H155V105H156ZM189 103L191 104V105H189ZM194 103H195V105H194ZM214 103V104H213ZM220 103H218V105L220 104ZM122 104V103H121ZM121 104H119V105H121ZM133 104H135V103H133ZM136 104H137V102H136ZM140 104H141V102H140ZM180 104H178V105H180ZM199 104V105H198ZM204 106H203V105ZM209 104H211V105H209ZM231 104V105H230ZM138 105V104H137ZM194 105V106H193ZM200 105H201V107H200ZM238 106L237 108H239V109H241V110H236V106ZM105 106H106V104H105ZM109 106V105H108ZM107 106V107H108ZM124 106H125V104H124ZM130 106V105H129ZM150 106H151V103H150ZM186 106L184 107V108H186ZM203 106V107H202ZM120 107V106H119ZM127 107V106H126ZM130 107H132V106H130ZM130 107H128V108H130ZM137 107V106H136ZM141 107V106H140ZM152 107V106H151ZM158 107H159V105H158ZM162 107V106H161ZM181 107V108H182ZM196 107H197V109H196ZM212 107H215V109L214 108H212ZM234 107V108H233ZM260 107H262L261 109H258V110H256V111H259V113L258 112H256L255 111V108H260ZM109 108V107H108ZM121 108H122V106H121ZM135 108V107H134ZM154 108V107H153ZM193 108V109H192ZM201 108H202V110H201ZM205 108V109H204ZM216 108H218V110L219 111H217L216 112ZM221 108V107H220ZM249 108H252V110H254V112L252 111V110H250ZM125 109V108H124ZM131 109H133V108H131ZM136 109V108H135ZM159 109H160V107H159ZM163 110H164V108H162ZM208 109V108H207ZM249 109V111H247L246 112V110H248ZM128 110H130V109H128ZM162 110V112H164ZM181 110V109H180ZM213 110H215V111H213ZM122 111H123V109H122ZM127 111V110H126ZM133 111H134V109H133ZM133 111H130V113L128 114L129 115V117L130 116H132V115H130L131 113H133ZM158 111V110H157ZM125 112V111H124ZM137 112V111H136ZM135 111H134V113H136ZM141 112V111H140ZM139 112V113H140ZM244 112V113H243ZM126 113V112H125ZM128 113V112H127ZM133 113V118H138V117H140V116H138V117H136V115H137V113H136V115ZM171 113V112H170ZM194 113H192V117L193 116H196V115H198L197 113H196V115L194 114ZM214 114V116H213V114ZM160 114H162L161 112H160ZM168 114H169V112H168ZM183 114V113H182ZM189 114V113H188ZM187 114V115H188ZM194 114V115H193ZM212 114V115H211ZM215 114L218 116V118H217V116H215ZM249 114V115H250ZM135 115V116H134ZM141 115H142V113H141ZM145 115H146V113H145ZM153 115V114H152ZM163 115V114H162ZM235 115V114H234ZM239 115V114H238ZM125 116V115H124ZM167 116H169V115H167ZM212 116V117H211ZM248 116V115H247ZM252 116H253V114H252ZM252 116H249V117H252ZM126 117V116H125ZM128 117V116H127ZM126 117V118H127ZM131 117V123H130V125L132 124V122H134V119ZM145 118H146V116H144ZM160 117V116H159ZM212 118V120H210L211 118ZM224 117H226V116H224ZM122 118H123V116H122ZM122 118H121V120H122ZM140 118H142V117H140ZM140 118H138L137 120H140ZM147 118H148V115H147ZM146 118V119H147ZM163 118V117H162ZM161 118V119H162ZM166 118V117H165ZM164 118V119H165ZM195 118V117H194ZM214 118H215V120H214ZM220 118V119H221ZM118 119H119V117H118ZM133 119V120H132ZM150 119V118H149ZM148 119V120H149ZM156 119V118H155ZM187 119V118H186ZM192 119V118H191ZM247 119V118H246ZM248 119H250V121H251V118H248ZM253 119V118H252ZM126 120H128V118L126 119ZM151 120H153L152 118L150 119V124L149 125H151L152 126V124H151ZM189 120V119H188ZM215 122H214V121ZM120 121V120H119ZM122 121H125V120H122ZM121 121V122H122ZM130 121V120H129ZM141 121H142V119H141ZM154 122H155V120H153ZM157 121V120H156ZM160 121V120H159ZM186 121V120H185ZM209 121H210V123H209ZM244 121H245V119H244ZM255 121V120H254ZM135 122H136V120H135ZM135 122L133 123L135 126H137L136 124H135ZM140 122V121H139ZM144 122V121H143ZM143 122H142V124H143ZM145 122H147V120H145ZM162 122V121H161ZM193 122H194V120H193ZM212 122V123H211ZM214 122V123H213ZM227 122V121H226ZM225 122V123H226ZM123 123V122H122ZM160 123V122H159ZM243 123H245V122H243ZM142 124H141V126H142ZM146 124H148V123H146ZM153 124H155V123H153ZM169 124V123H168ZM167 124V125H168ZM182 124V123H181ZM183 124H185V123H183ZM182 124V125H183ZM209 124H211V125H209ZM223 124V123H222ZM221 124V125H222ZM227 124V123H226ZM230 124V123H229ZM125 125V124H124ZM157 125V124H156ZM193 125V124H192ZM228 125V124H227ZM232 125V124H231ZM237 125H239V124H237ZM118 126V125H117ZM119 126H121V125H119ZM128 126V125H127ZM140 125L138 124V127H139ZM151 126H149V130H148V133L150 134V136H152V134H153V132L150 130L152 127ZM219 126L220 125H218V128H219ZM225 126V125H224ZM223 126V127H224ZM122 127V126H121ZM120 127V129H122ZM129 127V126H128ZM131 127V126H130ZM134 127V126H133ZM151 127V128H150ZM206 127V128H207ZM235 127V126H234ZM158 128H159V126H158ZM157 128V129H158ZM167 128H169V127H167ZM199 128V127H198ZM217 128V127H216ZM227 128V127H226ZM228 128L231 130V127L230 126H228ZM240 128H242L241 126H240ZM118 129V132H119V128H117ZM135 129H137V128H134L133 130L134 131H136ZM146 129H147V127H146ZM153 129H155V128H152V130ZM164 129V128H163ZM171 129V128H170ZM203 129H204V127H203ZM229 129H228V131H229ZM233 129V128H232ZM250 129H252L251 130V132H252V134L250 133V131L248 132V130H250ZM131 130V129H130ZM137 130H142V128H140V129H137ZM145 130V129H144ZM169 130V129H168ZM188 130V129H187ZM197 130H199V132H200V129H197ZM221 129H217V131L221 134ZM223 130V129H222ZM147 131V130H146ZM146 131L145 132H143V136L139 139V141L140 140H143L144 138L147 140V138H151V137H144L145 135H144V133L146 134ZM152 132V134H151V132ZM153 131H155V130H153ZM163 131V130H162ZM181 131V130H180ZM186 131V130H185ZM189 131V130H188ZM192 131V130H191ZM227 131V132H228ZM237 131V130H236ZM137 132V131H136ZM160 132V131H159ZM165 132V131H164ZM182 132H183V130H182ZM190 132V131H189ZM188 132V133H189ZM203 132H204V130H203ZM209 132V131H208ZM210 132V134H213V133H215V132H213V133H211ZM224 132V131H223ZM235 132V131H234ZM234 132H232V133H234ZM237 132H239V131H237ZM112 133V132H111ZM140 133V132H139ZM142 133V132H141ZM148 133H147V135H148ZM165 133H168V132H165ZM192 133V132H191ZM154 134H155V132H154ZM169 134V133H168ZM198 134V133H197ZM208 134V133H207ZM210 134L208 135V138H207V140H210L209 139V136H210ZM220 134L218 135V133H217V135H215V140L218 138V137H220ZM223 134V133H222ZM251 134V135H250ZM165 135V134H164ZM189 135H191V134H189ZM226 135V134H225ZM229 135H230V133H229ZM232 135V134H231ZM247 135H249V136H247ZM156 136V135H155ZM169 136V135H168ZM173 136V135H172ZM182 136V135H181ZM207 136V135H206ZM113 137V136H112ZM120 137V136H119ZM144 137V138H143ZM177 137V136H176ZM222 137V136H221ZM236 137V136H235ZM153 138V137H152ZM151 138V139H152ZM245 138V139H244ZM221 139V138H220ZM228 139H229V137H228ZM228 139H227V141H228ZM233 139V138H232ZM235 139V138H234ZM237 139V138H236ZM114 140V139H113ZM132 140V141H131ZM129 139V141L128 140H126V143H128V145L125 143V142H123L124 144H126L127 145V147L125 146V145H123L124 147H126L125 148V150H127L128 148H129V152H130V149H131V151L132 152H137L136 150H138V147H139V145L141 144V145H143L142 143H145L146 144V142H144V141H146V140H144L142 143H140V142H136L137 140H134L135 141V143H139V144H135L136 146H138V147H135L134 146V141H133V139ZM159 140V139H158ZM165 140H166V138H165ZM172 140V139H171ZM204 140H206V137H205V139ZM213 140H214V138H213ZM214 140V141H215ZM241 140H242V142L244 141V143H242L241 142ZM148 141V140H147ZM151 141V140H150ZM153 141V140H152ZM189 141V140H188ZM217 141V140H216ZM120 142V141H119ZM131 142V143H130ZM133 142V143H132ZM155 142V141H154ZM153 142V143H154ZM161 142H163V141H161ZM181 142H182V140H181ZM195 142V141H194ZM209 142V141H208ZM222 142V141H221ZM106 143V142H105ZM112 144V142L110 141L109 142V144ZM121 143V142H120ZM131 144V147H133V149L130 147V144ZM152 143V142H151ZM150 143V144H151ZM167 143V142H166ZM174 143V142H173ZM205 143H207V142H205ZM214 143V142H213ZM213 143H212V146H214L213 145ZM216 143V142H215ZM214 143V144H215ZM238 143V142H237ZM149 144V143H148ZM147 144V145H148ZM155 144V143H154ZM168 144V143H167ZM180 144V143H179ZM201 144V143H200ZM202 144H203V141H202ZM228 144V143H227ZM243 144L244 145H246V146H244L245 147V149L242 147L243 146ZM102 145V144H101ZM114 145H116L115 143H114ZM133 145V146H132ZM157 145V144H156ZM166 145V144H165ZM172 145V144H171ZM184 145H185V143H184ZM222 145V144H221ZM220 145V146H221ZM107 146V145H106ZM146 145H144V147H145ZM159 146V145H158ZM206 146V145H205ZM208 147L210 146V145H207ZM218 146V145H217ZM230 146V145H229ZM234 146L236 147L237 146V148H238V145H235L234 144ZM115 147V146H114ZM113 146H112V149L111 150H113V152L111 153L112 155V158L114 157V155L117 153L116 152V150L115 149H113L114 148ZM134 147L136 148V150L134 149ZM165 147V146H164ZM170 147V146H169ZM189 147V146H188ZM197 147V146H196ZM215 147V146H214ZM120 148V147H119ZM143 147H141V149H142ZM156 148V147H155ZM163 148V147H162ZM175 148H176V145H175ZM181 148V147H180ZM199 148V147H198ZM204 148H206V147H204ZM204 148L202 149L203 151H204ZM209 148H211V150L209 149ZM209 148H206L205 149V151L207 150V149H209V151L205 154V156L204 155H202L205 159H206V161H208V162H210L209 161V159L211 160V157L214 155V151L212 150L213 149V147H209ZM218 148V147H217ZM226 148V147H225ZM231 148V147H230ZM104 149V148H103ZM102 149V150H103ZM146 148H144V151H148V149L147 150H145ZM170 149V148H169ZM192 149H194V147L192 148ZM216 149V148H215ZM221 149V148H220ZM102 150H101V153H102ZM110 150V149H109ZM114 150H115V152H114ZM123 150V149H122ZM133 150H135V151H133ZM151 150V149H150ZM154 150V149H153ZM158 150V149H157ZM190 150H191V148H190ZM223 150V149H222ZM234 150V149H233ZM139 151H140V153L142 152L141 150H140V147H139ZM186 151V150H185ZM196 151H198V150H196ZM204 151V152H205ZM220 151V150H219ZM232 151V150H231ZM234 151H236V150H234ZM257 153H256V152ZM108 150H107V154H108ZM129 152L127 151H125V153H127L126 155H125V157L128 155L129 156V158L127 159V160H131V159H135L136 157L134 156L133 158H130L131 156V154L132 153H130V155H129ZM150 152V151H149ZM100 153V154H101ZM123 154H124V151L122 152ZM138 153V152H137ZM139 153V154H140ZM144 153V155L143 156H145V153L146 152H143ZM153 153H154V151H153ZM158 153V152H157ZM165 153V152H164ZM189 153V152H188ZM191 153H192V151H191ZM195 153V152H194ZM194 153H192V154H194ZM200 153V152H199ZM218 153V152H217ZM253 153H254V155H253ZM103 154H105V153H103ZM106 154V155H107ZM109 154H110V152H109ZM114 154V155H113ZM135 154V153H134ZM133 154V155H134ZM142 154V153H141ZM140 154V155H141ZM151 155H152V153H150ZM148 155L149 157L151 156V155ZM155 154H156V152H155ZM196 154V153H195ZM201 154V153H200ZM222 154V153H221ZM234 154V153H233ZM106 155H105V157H106ZM122 155V154H121ZM136 155V154H135ZM190 155V154H189ZM218 155V154H217ZM220 155V154H219ZM230 155V154H229ZM258 155V154H257ZM108 156H110V155H108ZM111 156H110V160H111ZM138 156V155H137ZM168 156V155H167ZM215 156V155H214ZM227 156V155H226ZM234 156V155H233ZM258 156V157H259ZM121 157V156H120ZM139 157V156H138ZM186 157V156H185ZM189 157V156H188ZM191 158H192V156H190ZM124 158V157H123ZM127 158V157H126ZM150 158H153V156L152 157H150ZM195 158V157H194ZM200 158H201V156H200ZM221 158H222V156H221ZM232 158H234V157H232ZM106 159H108V158H106ZM176 159V158H175ZM225 159V158H224ZM227 159V158H226ZM226 159H225V161H226ZM113 160H114V158H113ZM126 160V159H125ZM191 160V159H190ZM198 160V159H197ZM200 160V159H199ZM221 160H223V159H221ZM263 160H264V158H263ZM117 161V160H116ZM123 161V160H122ZM135 161V160H134ZM137 161V160H136ZM145 160H143L142 161V163L144 162ZM228 161V160H227ZM261 161V160H260ZM115 162V161H114ZM124 162V161H123ZM122 162V163H123ZM128 162V161H127ZM146 163H147V161H145ZM144 162V167H145V163ZM184 162H186V161H184ZM189 162V161H188ZM193 162V161H192ZM197 162V161H196ZM207 162V163H208ZM224 162V161H223ZM232 162V161H231ZM258 162V161H257ZM142 163H139L140 164V166H141V164ZM206 163V164H207ZM213 163V162H212ZM161 164H163V162L161 163ZM224 165H225V163H223ZM148 165H150L151 166V164H149L148 163ZM148 165L146 166V167H148ZM183 165H185V164H183ZM216 165H217V163H216ZM221 165V164H220ZM220 165H218V167L220 166ZM149 166V167H150ZM153 166H154V164H152V168H153ZM162 166V165H161ZM181 166V165H180ZM189 166H190V164H189ZM196 166V165H195ZM194 166V167H195ZM202 166H203V164H202ZM223 166V165H222ZM227 166H228V164H227ZM145 167V168H146ZM167 167V166H166ZM170 167V166H169ZM179 167V166H178ZM185 167V166H184ZM198 167H199V165H198ZM205 167H207V166H205ZM215 166H213V168H214ZM221 167V166H220ZM229 167V166H228ZM138 168V167H137ZM164 168H165V166H164ZM171 168V167H170ZM199 168H201V167H199ZM199 168H198V170H199ZM217 168V167H216ZM148 169V168H147ZM155 169H156V167H155ZM154 168L152 169V170H155ZM167 169H168V167H167ZM178 169V168H177ZM180 169V168H179ZM178 169V170H179ZM185 169V168H184ZM190 169V168H189ZM220 169V168H219ZM227 169V168H226ZM232 169V168H231ZM151 170V171H152ZM192 170V169H191ZM202 170V169H201ZM215 170V169H214ZM122 171V170H121ZM182 171H183V169H182ZM194 171V170H193ZM196 171V170H195ZM207 171V170H206ZM213 170H211L210 172H212ZM218 171V170H217ZM154 173H155V171H153ZM169 174H171V173H173L174 175H176V173H177V175L176 176H180L181 174H179V171H177V170H175V171H173L172 170V172L169 170ZM210 172L208 171V173H206L205 172V175H204V177H203V179L204 180H207V178H208V176H209V174H210ZM226 172V171H225ZM189 173V172H188ZM192 173V172H191ZM125 174V173H124ZM157 174V173H156ZM168 174V173H167ZM172 174V175H173ZM186 174V173H185ZM212 174V173H211ZM216 174V173H215ZM223 174H224V172H223ZM221 175V176H224V175ZM172 175H169V176H171L170 178H172V180L173 181H175L176 179H178L179 177H174V175L172 176ZM201 175V174H200ZM137 176H138V174H137ZM143 176V175H142ZM168 176V175H167ZM213 176V175H212ZM220 176V177H221ZM181 177V176H180ZM188 177V176H187ZM210 177V176H209ZM219 177V176H218ZM218 177H217V179H218ZM233 177V178H232ZM182 178V177H181ZM189 178V177H188ZM214 178V177H213ZM223 178V177H222ZM175 179V180H174ZM198 179V178H197ZM202 179V178H201ZM216 179V180H217ZM220 179V178H219ZM234 179V180H233ZM119 180V179H118ZM181 180V179H180ZM191 180V179H190ZM208 180H209V178H208ZM221 180V179H220ZM177 181V180H176ZM210 181V180H209ZM226 181V180H225ZM232 181H234L233 183H232ZM129 182V181H128ZM132 183H131V186L132 187H129V188H132V194H133V196L132 197H134V198H137L138 199V197L139 196H137V193H141L140 191L142 190L141 188V186H142V184L140 185L139 184V182L137 181V180H135L134 178H132V181H131ZM206 182V181H205ZM217 182H219L218 180H217ZM223 182H224V180H223ZM200 183V182H199ZM212 183V182H211ZM231 183V184H230ZM119 184V183H118ZM190 184V183H189ZM194 184V183H193ZM203 184V183H202ZM205 184V183H204ZM218 184V183H217ZM233 184V185H232ZM128 185V184H127ZM145 185V184H144ZM144 185H143V187H144ZM199 185V184H198ZM208 185H209V183H208ZM191 186V185H190ZM217 186V185H216ZM196 187H197V185H196ZM204 188V187H203ZM207 189H209V187L207 188ZM129 190V189H128ZM143 191V190H142ZM198 191V190H197ZM215 191V190H214ZM217 191H216V193H217ZM184 192V191H183ZM200 192V191H199ZM234 192V193H233ZM215 193V194H216ZM130 195V194H129ZM141 195V194H140ZM208 195V196H207ZM103 198L102 199H106V197L105 196H102ZM141 197V196H140ZM133 198V199H134ZM101 199V200H102ZM107 200V199H106ZM136 200V199H135ZM139 200H141V199H139ZM105 202V201H104ZM109 202V201H108ZM107 202V203H108ZM194 202V201H193ZM106 203V202H105ZM206 204H208V203H206ZM218 205L217 207H216V205ZM199 205H200V203H199ZM207 206H208V208H207ZM206 206V208H205V210L206 209H209V207H210V205H207ZM213 207V208H212ZM195 211V210H194ZM193 211V212H194ZM191 213H193L192 211H190ZM209 212H208V215H209ZM190 213V214H191ZM224 214V215H227V214ZM194 214V213H193ZM210 214V215H211ZM205 215V214H204ZM203 215V216H204ZM220 215V216H219ZM177 216V215H176ZM212 216V215H211ZM210 216V217H211ZM229 216V215H228ZM209 217V218H210ZM216 216H214V218H215ZM222 217V216H221ZM224 217L225 216H223V219H224ZM194 218V217H193ZM226 218V217H225ZM147 219V218H146ZM146 219H144L145 221H146ZM179 219V218H178ZM220 219V218H219ZM228 219H229V217H228ZM227 219V220H228ZM232 218H230V220H231ZM143 220V219H142ZM194 220V219H193ZM211 220V219H210ZM226 220V221H227ZM233 220V219H232ZM233 220V221H234ZM149 221V220H148ZM148 221H146V222H148ZM182 221V220H181ZM199 221V220H198ZM225 221V222H226ZM176 222V221H175ZM178 222V221H177ZM187 222V221H186ZM192 222V221H191ZM190 222V223H191ZM201 227H202V229H203V227L205 228V226L206 225H208V224H210V223H208L209 222V219L206 217V218H204V219H202L201 220ZM216 222V221H215ZM218 222V221H217ZM231 222V221H230ZM182 223V222H181ZM183 223H185V222H183ZM182 223V224H183ZM189 223V222H188ZM222 223V222H221ZM138 224V223H137ZM177 224H179V223H177ZM186 224V223H185ZM195 224H197L196 222H195ZM195 224H193V227H194V225ZM200 224V223H199ZM225 224V223H224ZM139 225H140V223H139ZM144 225H146V224H144ZM165 225V224H164ZM173 226V225H172ZM216 226V225H215ZM178 227V226H177ZM181 227L183 228V226H181L180 225V228H179V230L181 229ZM188 227H189V225H188ZM191 227V226H190ZM206 227H210L209 225L208 226H206ZM219 227V226H218ZM217 227V228H218ZM103 229H104V227H102ZM195 228H196V226H195ZM143 229V228H142ZM145 229V228H144ZM174 229V228H173ZM172 229V230H173ZM199 229V228H198ZM212 229V228H211ZM101 230V229H100ZM155 230V229H154ZM178 230V232L180 233V231ZM200 230V229H199ZM205 230H206V228H205ZM126 231V230H125ZM174 231V230H173ZM190 231V230H189ZM201 231V230H200ZM199 231V232H200ZM203 231V230H202ZM210 230H208V232H209ZM220 231V230H219ZM163 232V231H162ZM161 232V233H162ZM182 232V231H181ZM190 232H192V231H190ZM196 232V231H195ZM206 232V231H205ZM215 232V231H214ZM127 233V232H126ZM160 233V234H161ZM173 233V232H172ZM194 233V232H193ZM222 233H220V235L222 234ZM133 234H135V233H133ZM157 234V233H156ZM159 234V233H158ZM169 234V233H168ZM167 234V235H168ZM186 234V233H185ZM129 235V234H128ZM137 235V234H136ZM163 235V234H162ZM207 235V234H206ZM220 235H218V236H220ZM125 236V235H124ZM123 236V237H124ZM204 236H205V234H204ZM129 237V236H128ZM134 237V236H133ZM194 238H195V241L194 242H198V240H199V238H200V234H198V235H196V237L195 236H193ZM192 237V238H193ZM216 237V236H215ZM124 238H126V237H124ZM135 238V237H134ZM164 238V237H163ZM168 238H169V236H168ZM176 238V237H175ZM181 238V237H180ZM189 238H190V240H191V236L189 235ZM193 238V239H194ZM202 238H203V236H202ZM218 238V237H217ZM115 239V238H114ZM152 239V238H151ZM236 239V240H235ZM124 240V239H123ZM132 240V239H131ZM138 240V239H137ZM186 240V239H185ZM235 240V241H234ZM140 241H142V240H140ZM187 241V240H186ZM201 241V240H200ZM131 242V241H130ZM134 242H136V241H133V243ZM183 243H185V241L183 242ZM187 243H189V242H187ZM187 243H185L184 244V246H181L182 248H180L179 246H176L177 248L179 247L180 249H183V247H185V245L187 244ZM190 243H191V241H190ZM217 243V244H218ZM125 244V243H124ZM142 244H143V242H142ZM212 244V243H211ZM109 245V244H108ZM132 245V244H131ZM138 245V244H137ZM176 245V244H175ZM193 245V244H192ZM194 245H196V244H194ZM130 246V245H129ZM190 246V245H189ZM217 246V245H216ZM131 247V246H130ZM132 247H133V245H132ZM172 247V246H171ZM175 247V248H176ZM187 247H188V245H187ZM194 247V246H193ZM234 247H236V245L234 246ZM239 247V246H238ZM237 247V248H238ZM155 248V247H154ZM186 248V247H185ZM184 248V249H185ZM190 248V247H189ZM192 248V247H191ZM229 248V247H228ZM114 249V248H113ZM119 249V248H118ZM134 249V248H133ZM132 249V250H133ZM179 249V250H180ZM183 249V250H184ZM215 249V248H214ZM111 250V249H110ZM128 250H130V249H128ZM149 250V249H148ZM178 250V249H177ZM192 250V251H191ZM207 250H208V248H207ZM241 250V251H240ZM131 251V250H130ZM137 251V250H136ZM181 251V250H180ZM197 251V250H196ZM200 251V250H199ZM115 252V251H114ZM125 252V251H124ZM184 253H185V260L186 261H188L189 259H193L194 257H195V254H194V251H193V249H190V250H186V251H184ZM116 254V253H115ZM198 254V253H197ZM223 254V253H222ZM171 255V254H170ZM232 255V254H231ZM238 255V254H237ZM263 255H264V252H263ZM111 256V255H110ZM161 256V255H160ZM236 256V255H235ZM254 257V258H253ZM122 258V257H121ZM242 258V259H241ZM264 258V257H263ZM125 259V258H124ZM183 259V260H184ZM184 260V261H185ZM196 260V259H195ZM239 260V261H240ZM258 261L260 260V258L259 259H257ZM109 261V260H108ZM126 261V260H125ZM185 261V262H186ZM192 262H193V260H191ZM190 261V262H191ZM198 261H200V259L198 260ZM116 262V261H115ZM137 262H138V260H137ZM160 262V261H159ZM261 262V261H260ZM189 263V262H188ZM204 263V262H203ZM116 264V263H115ZM154 264H155V262H154ZM240 264V263H239ZM259 264V263H258ZM264 264V263H263Z\"/></svg>", "mask_w": 264, "mask_h": 264}]
</instances>
